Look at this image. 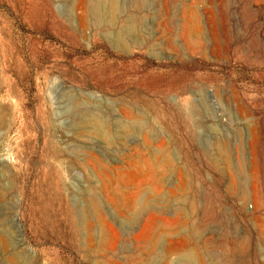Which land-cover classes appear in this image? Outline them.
Returning <instances> with one entry per match:
<instances>
[{"label":"rangeland","instance_id":"rangeland-1","mask_svg":"<svg viewBox=\"0 0 264 264\" xmlns=\"http://www.w3.org/2000/svg\"><path fill=\"white\" fill-rule=\"evenodd\" d=\"M0 264H264V0H0Z\"/></svg>","mask_w":264,"mask_h":264},{"label":"bare ground","instance_id":"bare-ground-1","mask_svg":"<svg viewBox=\"0 0 264 264\" xmlns=\"http://www.w3.org/2000/svg\"><path fill=\"white\" fill-rule=\"evenodd\" d=\"M123 50V49H122ZM241 99V98H240ZM245 105V104H244ZM258 237V236H257Z\"/></svg>","mask_w":264,"mask_h":264}]
</instances>
